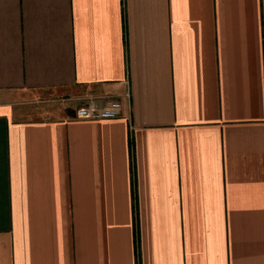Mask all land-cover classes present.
<instances>
[{"label":"crops","instance_id":"crops-1","mask_svg":"<svg viewBox=\"0 0 264 264\" xmlns=\"http://www.w3.org/2000/svg\"><path fill=\"white\" fill-rule=\"evenodd\" d=\"M0 264H264V0H0Z\"/></svg>","mask_w":264,"mask_h":264},{"label":"built area","instance_id":"built-area-1","mask_svg":"<svg viewBox=\"0 0 264 264\" xmlns=\"http://www.w3.org/2000/svg\"><path fill=\"white\" fill-rule=\"evenodd\" d=\"M77 116L82 119H115L122 115L123 106L120 100L114 98L88 97L79 107Z\"/></svg>","mask_w":264,"mask_h":264}]
</instances>
